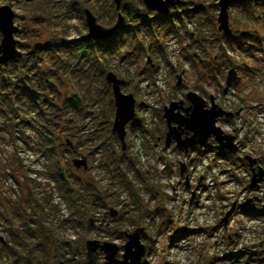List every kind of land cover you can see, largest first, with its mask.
Returning a JSON list of instances; mask_svg holds the SVG:
<instances>
[{
	"label": "rangeland",
	"instance_id": "1",
	"mask_svg": "<svg viewBox=\"0 0 264 264\" xmlns=\"http://www.w3.org/2000/svg\"><path fill=\"white\" fill-rule=\"evenodd\" d=\"M88 1V5L94 8L98 3V7L92 13L99 24L106 27L105 24L108 22H117V14H113L115 16L113 19L108 0ZM181 1L185 4L184 9L186 10L202 7L206 11L191 14L189 20L186 19V30L181 31L179 36L169 33L163 38L164 54L154 55L155 84L145 73L148 58L143 55L138 59L121 63L115 58L112 63L114 67H117L120 79L130 81L134 78L136 80L135 85L138 84V94L143 104L141 114L144 118L145 129L131 133L129 145L127 144L128 147L124 151L137 159L135 171L128 174L129 179L134 180V184L136 183V187L140 189L142 201L149 204L150 210L155 209L160 202L166 211V215L156 214L147 217L137 226V229L138 227L144 228L146 231L145 236L142 237L147 250L145 262L146 264H264V224L257 221L259 219L264 221V216L257 219L251 217L258 216L251 215L250 217L238 212L232 216L234 221L227 229L220 228V223L231 210V205L239 200L243 192L242 185L246 182L248 174L246 170L248 167L241 161L243 157L256 158L264 168V31H261L259 36L261 42L256 43L250 52L241 49H227V55L235 59L237 63H247V66L241 65L233 71L234 76L238 77L239 84L230 85L235 83H229L220 72L219 56L222 51L215 42L213 28L211 24L209 27L206 26V18H208L207 21L210 23L213 21L218 27L219 9L216 10L214 5H218L219 0ZM8 3H12V9L16 13L15 24L22 31L21 34L15 35L19 41L18 48L27 53L28 49H22L19 47L20 44L29 45L32 49L38 43L45 46L47 36L41 40L30 37L34 28L30 24L29 17L26 16L22 3L18 0H0L1 6L8 5ZM85 9L90 8L83 7V12ZM262 10L264 11V8ZM239 12L237 5L230 8V15ZM67 14L65 9L61 14L65 21L56 20L54 24V28L59 31V37L74 40L86 35L88 29L84 25L85 19L74 15L71 20H66L65 15ZM22 16L26 18H20ZM230 26L236 29L231 18ZM41 30L47 33L46 28L42 27ZM41 30L39 29L37 33ZM142 42L147 46L149 39L144 37ZM201 57H207L212 69L200 64L198 59ZM44 58L46 65H49L50 57L45 54ZM179 77L182 79L181 85H178ZM66 89H69V93L73 91L69 87ZM191 91L203 97L208 107L210 97H213L216 104L226 111L234 112V109L238 108L237 116L232 119L223 118L217 122V125L226 133L234 135L237 144L240 145V153L233 160H229L213 145L202 150H193L189 155L175 150L174 142L166 146L167 124L165 119V124H163L156 110L169 106L171 101L180 100H184L185 107H187L186 94ZM3 124L4 121L0 116V128H4ZM87 124L92 125L90 118L87 119ZM158 128L161 132L157 130ZM66 131L62 129V133L58 134L60 143L69 141L66 148L70 152H62L66 157L62 164L67 168L66 163L68 162L69 167L75 170L77 168L73 165V161L82 158L83 151L74 150L75 142L71 134ZM145 131H147L146 134ZM39 141L38 133L30 128L25 130V136H22L18 142L12 141L10 131H7L6 127L4 131L0 130V238L2 240L11 242L12 235L8 231L9 226H12L15 232L19 231L20 219L13 205L20 198L24 202L27 200L28 187L32 194L39 195L40 197H37L43 202L48 204L51 200L53 201L51 205H57V210H51L48 205L49 222L56 225L57 221L68 219V211L59 195L53 191L51 199L48 197L53 185L48 181L49 176L45 169L46 160L38 150ZM203 153L207 155L203 156ZM192 157H195L196 162L189 167L191 188H188L185 185V177L180 174V164L184 161L189 164ZM136 170L150 177L149 183L155 186L158 193L156 198H152L151 193L145 192L144 183L136 177ZM90 174L94 176L95 181L99 180L103 187L108 186L110 180L99 169V163H94ZM39 182L41 184H38ZM194 189L198 190V196L190 202ZM213 192L216 194L212 195ZM107 201L108 209L105 211L102 209L96 216H93L99 231L90 234L89 240L111 242L122 247L127 240L112 237L107 232L116 230L115 225L117 224L113 223L107 215H111L112 209L122 213L130 199L125 189L121 195V201L125 202L123 208L119 204H112L111 199ZM259 208L248 207L246 210L251 213L256 209L255 211L258 212ZM29 212L27 211L28 214ZM192 215L195 218L191 221ZM125 218L129 219V215ZM64 227L63 234L67 239H77L79 231L71 228L68 222L64 224ZM125 228L133 232L135 226L127 222ZM182 232H185V235H181L180 239L173 240V242L169 240V238H174L173 235ZM148 233L151 238L148 239L147 246L145 237ZM257 252L262 255H254ZM241 253H246L247 256ZM103 262L104 259L101 263Z\"/></svg>",
	"mask_w": 264,
	"mask_h": 264
},
{
	"label": "trees",
	"instance_id": "2",
	"mask_svg": "<svg viewBox=\"0 0 264 264\" xmlns=\"http://www.w3.org/2000/svg\"><path fill=\"white\" fill-rule=\"evenodd\" d=\"M108 1L113 19L115 13L118 20L113 0ZM124 1L121 7L122 23L113 35L105 40H86L85 35L78 39L66 40L59 37L58 29L54 28L56 20L65 21L64 16H61L62 12L67 10L66 20H71L74 15L85 19L83 7L88 6L94 11L98 3L94 8L88 5V0H18L34 28L30 37L41 40L47 36V39L43 51L31 55L28 52L32 48L20 44L22 49H28L27 53L21 59L0 66V116L4 121V128L0 130L4 131L6 127L13 142H18L25 136L27 128L38 133V150L46 160L48 181L53 185L48 197L51 199L53 191L59 195L68 211V219H61L56 225L49 222L48 205L51 210H57V205H51L53 201L49 199L48 204L43 202L40 196H34L28 187L27 200L24 202L20 198L13 205L20 219L19 231L15 232L12 226H9L11 242L0 238V264H102L103 254L88 253L86 248L90 234L99 231L93 216L102 209H108L109 199L112 204H119L123 208L125 202L121 201V195L125 189L130 202L116 217L107 215L113 223H117L116 230L107 231L112 237L126 239V235L132 232L126 230L127 222L137 229L139 222L147 217L166 215L160 202L155 209L150 210L149 204L142 201L140 189L136 187L134 180L129 179L128 174L135 171L137 159L123 151L118 136L112 132L115 106L112 88L105 81V76L114 72L118 78L121 77L117 67L112 64L115 58L121 63L143 55L148 58L145 73L152 78L156 70L154 55L164 54L163 38L169 33L179 36L181 31L186 30V19L189 20L191 14L203 13L206 9L199 7L186 10L185 4L177 0L168 14H161L146 9L142 0ZM8 5L13 7L12 3ZM236 5L240 12L230 15L236 25L231 36L219 32L216 24L213 21L210 23L206 18V26L211 24L215 42L222 51L219 56L220 72L229 83H235L230 85L235 86L239 81L233 71L241 65L247 66V63H237L226 51L241 49L250 52L256 43L261 42L259 36L261 31H264V0H239ZM214 8L219 9L216 4ZM26 16L20 18L24 19ZM115 24L116 22H108L105 26L111 28ZM84 25L87 29L85 22ZM42 27L46 28L47 33L42 32ZM39 29L41 31L37 33ZM21 33L20 30L19 34ZM144 37L149 39L147 46L142 42ZM1 38L0 34V41ZM45 54L50 57L49 65H46ZM198 60L201 65L212 69L207 57ZM122 81V91L133 94L136 98V118L126 126L129 141L131 132L145 129L141 114L143 107L138 94V84L135 85L136 80L131 78L130 81ZM66 87L73 91L69 93ZM237 110L238 108L234 109L235 114ZM156 112L165 124L163 108ZM88 118L92 120L91 126L87 124ZM62 129L71 134L75 142L74 150L83 151V157L88 163L87 169L72 170L68 162L67 168L63 166L62 161L66 157L62 152L68 153L70 150L66 148L68 140L60 143L58 134L62 133ZM157 130L161 132L160 128ZM28 146L31 147L30 143ZM216 149L219 150L217 147ZM192 150L202 149L196 147ZM221 152L229 160L234 159L228 153ZM95 162L99 163V169L110 180L107 187H103L99 180L95 181L94 176L90 174ZM136 177L144 183L145 192L151 193L152 198L158 196L155 186L149 183L148 175L136 170ZM27 211H30L29 214ZM128 215L129 219H126ZM254 215L264 216V211L259 210L254 212ZM67 222L71 228L79 231L77 239L69 240L63 234L64 224ZM181 235H185V232L173 235L174 238L169 240H178ZM150 238L148 233L145 237L147 246ZM258 254L262 255L259 252L254 255ZM245 255L247 256L246 253L243 254ZM142 264H146L145 259Z\"/></svg>",
	"mask_w": 264,
	"mask_h": 264
},
{
	"label": "water",
	"instance_id": "3",
	"mask_svg": "<svg viewBox=\"0 0 264 264\" xmlns=\"http://www.w3.org/2000/svg\"><path fill=\"white\" fill-rule=\"evenodd\" d=\"M124 0H113L116 11L118 12V20L111 28H106L98 23L90 9L84 10L85 22L88 28L87 34L84 36L86 40H105L115 32L118 31L122 23L121 7ZM239 0H219V13L217 17L218 31L224 35H233V29L230 26V7L236 4ZM145 8L161 14H168L171 6L175 4L176 0H142ZM16 13L9 5H0V66L6 65L16 59H21L26 53L18 48L19 41L15 38L20 32V28L15 25ZM44 49L42 43L36 44L28 54H36ZM105 81L112 87L113 101L115 106L114 120L112 124V132L117 134L123 151L127 149L126 126L128 123L136 118V98L133 94H125L122 91L123 81L117 77L114 72H109L105 76ZM181 84L179 77L178 85ZM188 106L185 107V101H173L169 106L164 107V119L167 124V133L165 137V144L169 146L175 142L176 148L188 153L191 148L200 146L204 147L214 140L218 147L231 155L238 153L239 147L236 144L234 135L225 133L217 126L219 118L231 119L234 113L222 109L216 104L213 97H210V106H207L206 100L195 92H188L186 94ZM245 160L248 162L252 170L250 190L259 187V184L264 180V169L257 165V160L251 156H246ZM73 165L79 169H87L88 163L85 158L75 159ZM186 171V164H181V174ZM186 186L189 188V181L186 180ZM260 202V199H249L243 203V207ZM235 209L227 213L221 224L227 226L228 219ZM117 212L113 211V216ZM146 233L144 228H138L126 235V244L121 248L111 242L101 243L98 240H88L86 248L88 253L101 252L104 255L103 264H142L146 256V245L142 242V236ZM120 254V257L118 255Z\"/></svg>",
	"mask_w": 264,
	"mask_h": 264
},
{
	"label": "built area",
	"instance_id": "4",
	"mask_svg": "<svg viewBox=\"0 0 264 264\" xmlns=\"http://www.w3.org/2000/svg\"><path fill=\"white\" fill-rule=\"evenodd\" d=\"M192 170V169H191ZM246 179H247V176H246ZM217 192V191H216ZM214 194H216L215 192H213L212 193V195H214ZM261 195H263L264 194V190L260 193ZM246 199V193L245 192H242V194H241V196H240V198H239V200H238V203H241L242 201H244ZM194 218H195V216L194 215H192L191 216V221L192 220H194ZM233 219L231 220V222H230V224H232L233 223ZM258 221H260V220H258ZM262 223V222H261ZM263 224V223H262Z\"/></svg>",
	"mask_w": 264,
	"mask_h": 264
},
{
	"label": "bare ground",
	"instance_id": "5",
	"mask_svg": "<svg viewBox=\"0 0 264 264\" xmlns=\"http://www.w3.org/2000/svg\"><path fill=\"white\" fill-rule=\"evenodd\" d=\"M233 5H236V4H233ZM136 131H139V129H137ZM132 133V132H131Z\"/></svg>",
	"mask_w": 264,
	"mask_h": 264
}]
</instances>
